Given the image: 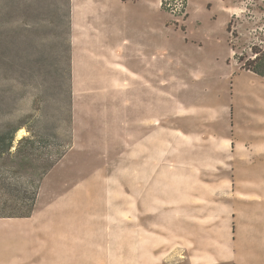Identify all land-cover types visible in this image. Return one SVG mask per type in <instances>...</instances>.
<instances>
[{"label":"rangeland","instance_id":"obj_1","mask_svg":"<svg viewBox=\"0 0 264 264\" xmlns=\"http://www.w3.org/2000/svg\"><path fill=\"white\" fill-rule=\"evenodd\" d=\"M169 2L173 13L162 0H0V128L21 125L17 140L45 139L24 161L0 156V178H8L0 181V215L26 211L20 199L31 190L29 179L54 161L36 205L44 211L65 196L74 208L67 210L68 222L61 219L62 204L56 206L65 245L57 246L61 235L51 232L43 250L49 256L87 251L73 238L88 223L82 207L89 203L95 205L89 210L95 216L90 264H264V77L238 59L251 53L264 28V0ZM95 55L99 70L130 80L126 121L115 116L117 131L109 139L110 109L123 101L108 100L109 83L84 78L93 69L84 71V63ZM108 60L149 77L158 73L164 133L161 175L154 179L135 175L134 77ZM181 103L201 118L175 121ZM196 125L208 130L196 131ZM177 127L197 135L190 138L193 146L231 136L249 145L244 149L256 175H207L205 164L168 162L166 129ZM223 154L230 172V147ZM170 170L200 175H166ZM142 182L143 199L137 195ZM9 233L0 223V235ZM13 247L9 240L0 243V261L12 260Z\"/></svg>","mask_w":264,"mask_h":264},{"label":"crops","instance_id":"obj_2","mask_svg":"<svg viewBox=\"0 0 264 264\" xmlns=\"http://www.w3.org/2000/svg\"><path fill=\"white\" fill-rule=\"evenodd\" d=\"M92 58V57H91ZM95 62V65H92L91 61ZM89 62L84 63V71L88 65L89 68H92V72H88L87 74L83 72V76L85 79H88L87 82L91 83L92 81H99L109 83L111 89H113L108 96V100H120L123 101V104L119 105V108H111L110 109V124L109 127L106 129L108 132L107 137L112 138L116 131L114 127L115 116H119V119L122 115L125 117L128 113V105L127 100L129 99V92H128V81L127 78H122L119 75H115L112 73H108L107 67L104 69H98L100 67L98 64L100 60L95 55L93 59ZM89 63V64H88ZM107 65L114 66L119 68L123 72L127 74H132L131 76L134 77V100L135 103V111L137 113L136 119V141L134 144V158H135V175H137L138 180H148L154 179L155 175H161L160 172V161L159 156H161L160 152V142H161V133L163 131L160 123V101H161V87L159 83L158 73L152 77L145 75L144 73H140L138 71H132L126 64L121 62L107 61ZM124 73V74H125ZM128 76V75H127ZM201 76V75H196ZM99 79V80H97ZM132 80V81H133ZM125 86V89L122 90V87ZM117 88L119 90H117ZM133 91V93H134ZM170 99V98H169ZM183 104L182 109L184 111L174 112V120L175 121H183L187 122V118H201L200 115L195 116L192 113V110H188V106L185 103ZM176 110L177 107L175 108ZM211 114L212 118H216L218 113ZM196 114V113H195ZM203 114V113H202ZM222 114V113H219ZM223 115V114H222ZM224 116V115H223ZM178 117V118H177ZM218 118L217 121H219ZM196 131L202 132L208 129L205 126L200 127L196 125ZM167 148L166 151L164 150L163 155L167 159L173 161L175 165H184L191 162H196V164H205L206 170H210L209 172L206 171L207 175H256L255 166L252 168V164L250 163L249 159V152H247L244 147L246 146L249 149V145H244L237 140L233 136L231 139H226V141L222 140L223 138L210 141V142H203L198 143L195 146L190 145V138L197 135H191V130L187 128H167ZM195 131V130H194ZM211 131V129H210ZM172 132H174V136L178 135V139L172 138ZM200 141V140H198ZM163 142V139H162ZM172 144H171V143ZM178 143V147L176 146ZM230 147L231 157L235 158L231 161V171L228 172L227 170L224 171L223 163H224V148ZM264 151V146L262 148ZM237 154L240 155L241 160L236 158ZM122 159V157H121ZM126 159V157H125ZM245 160V163L243 162ZM229 161H227L228 163ZM246 164V165H243ZM214 165V166H213ZM240 165H242L240 167ZM210 166V168H209ZM204 170V169H203ZM214 170V171H213ZM127 174V171L125 172ZM166 175H200L199 173H188V172H175L169 171ZM87 193V192H86ZM144 195V188L142 182V192H138L137 195ZM139 200V196L137 197ZM67 201L65 196L60 198H55L51 201L50 204L47 205V209L44 211L40 210L36 205V209L30 217H22V218H14V217H0V223L5 226L7 225L11 230V233L7 237L0 235V243L4 241H10L11 243L15 244V248L13 247L14 257L12 260H4L0 261V264H90V261L95 260V216L92 213L90 214L89 210H94V204L91 206L89 203L87 204L88 209L83 206V212L86 214V210L88 213L85 216L88 220V223L82 225V232L78 229H74V231H79L78 234L74 236L73 245L78 246L79 244H86L87 251H79V250H71L66 253H54L52 256L47 255L43 250L44 247L47 245V236L54 233V235L59 234L61 235L60 240L56 243L57 246H64L65 243L64 229L57 232V228L55 226V219L60 218L58 215L55 214L56 206L61 203V211H65V215H61V219H64L69 222V218L72 215L69 209H73L71 204ZM84 205H86L84 203ZM91 206V207H90ZM142 206V204H141ZM75 208H79L76 206ZM81 209V208H80ZM143 210V207H140ZM54 213V214H53ZM78 215V214H76ZM84 214H79L78 216L83 217ZM92 223V224H90ZM63 226V225H61ZM93 229V231H90ZM72 232V231H71ZM71 232L69 236L71 237ZM73 246V247H74ZM92 248V252L90 251ZM18 251V252H17Z\"/></svg>","mask_w":264,"mask_h":264},{"label":"trees","instance_id":"obj_3","mask_svg":"<svg viewBox=\"0 0 264 264\" xmlns=\"http://www.w3.org/2000/svg\"><path fill=\"white\" fill-rule=\"evenodd\" d=\"M170 0H162V8L173 13L175 10L174 7H171L169 2ZM181 1L183 5L186 4V0ZM232 21L229 23L228 29L231 30ZM256 41H253L250 45V54L247 51L243 52L242 55H238L239 61L243 62L242 68L251 70L254 73L264 77V28L258 29L256 32ZM234 48V45H233ZM25 126V125H24ZM21 129V125H16L9 128H0V156L14 157L18 156L22 161L28 159L31 150L37 148V145H44L45 142L43 137H40L39 140L33 136H24L17 140V132ZM17 144L15 145V142ZM13 148L15 151H13ZM25 149V150H24ZM27 150V152H26ZM55 162L51 163L49 166H45L42 173L38 176L37 179H29L30 188H26L25 198L20 199L21 203L28 205L26 211L20 213V215H0V216H9V217H29L33 214L36 209L37 200L40 193V187L42 181L44 180L45 175L49 172V169L54 166ZM7 180L8 178L1 177L2 179ZM15 181L19 179L18 175L11 177ZM31 180V181H30ZM28 201V202H27Z\"/></svg>","mask_w":264,"mask_h":264}]
</instances>
